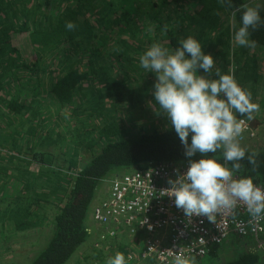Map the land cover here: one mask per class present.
Returning a JSON list of instances; mask_svg holds the SVG:
<instances>
[{"label":"trees","instance_id":"16d2710c","mask_svg":"<svg viewBox=\"0 0 264 264\" xmlns=\"http://www.w3.org/2000/svg\"><path fill=\"white\" fill-rule=\"evenodd\" d=\"M245 4L255 6L251 0H231V7L220 0H0V241L49 229L48 245L28 264L106 262L104 253L115 256L121 242L123 255L131 250L127 238L115 236L102 250L95 246L102 240L90 241L88 214L101 182L120 168L201 158H188L167 117L156 113L155 74L139 57L152 43L175 50L192 36L222 73L235 65V79L255 102L264 92V23L250 30L254 48L234 46ZM260 14L264 22L261 8ZM69 21L74 30L66 28ZM250 128L239 140L246 156L236 174L264 183V148L248 149L245 140L257 133ZM254 151L255 166L248 160ZM208 155L223 160L220 151ZM260 259L247 249L226 264Z\"/></svg>","mask_w":264,"mask_h":264},{"label":"clouds","instance_id":"9594fccd","mask_svg":"<svg viewBox=\"0 0 264 264\" xmlns=\"http://www.w3.org/2000/svg\"><path fill=\"white\" fill-rule=\"evenodd\" d=\"M220 3L231 7V0ZM262 23L259 5H243L241 26L233 32V45L254 48L256 41L250 39V30H257ZM75 27L73 22L66 23L70 31ZM139 63L146 72L155 74L153 96L160 109L155 112L167 117L188 158L201 154L198 160L190 159L186 172L177 170L176 178L168 181L171 186L162 189L160 195L174 197L175 206L189 218L206 216L215 223L218 213L239 205L254 220L264 219V189L251 177L236 175L246 156L239 141L245 130L240 117L253 119L252 113L260 105L235 79V65L222 73L213 55L205 53L192 36L182 39L175 50L152 43L140 55ZM217 151L222 153L223 160L208 155ZM257 155L254 151L248 156L254 166ZM107 264H126V258L117 252ZM176 264H184V260L177 257Z\"/></svg>","mask_w":264,"mask_h":264},{"label":"built area","instance_id":"2783aa9c","mask_svg":"<svg viewBox=\"0 0 264 264\" xmlns=\"http://www.w3.org/2000/svg\"><path fill=\"white\" fill-rule=\"evenodd\" d=\"M243 120L244 132L250 130V122ZM188 166L159 164L116 174L110 180L108 197L93 208V218L111 237L128 230L143 242L137 251L124 255L126 264H176L177 257L192 264L232 237H255L263 243L264 219L254 220L243 206L221 211L213 223L206 216L186 217L174 197L160 195L171 186L169 179L186 172ZM256 185L264 189V183Z\"/></svg>","mask_w":264,"mask_h":264},{"label":"rangeland","instance_id":"374dc122","mask_svg":"<svg viewBox=\"0 0 264 264\" xmlns=\"http://www.w3.org/2000/svg\"><path fill=\"white\" fill-rule=\"evenodd\" d=\"M254 1L255 5H259L261 9L264 10V0H251ZM264 65V61H263ZM264 71V69H263ZM264 75V74H262ZM263 93V94H262ZM264 92L261 91L260 97L255 101L260 105V108L258 111H255L252 113L253 119L249 120L247 116L240 117L243 119H246L248 121L255 120L257 122L256 130L257 133L254 136L246 139L245 142L249 145L248 149L251 150H259L260 148H264ZM159 121H154L151 124H157L159 125ZM150 124V122H149ZM150 124V125H151ZM253 139V140H250ZM88 158V157H87ZM37 167L36 165H33L32 168ZM131 169L127 168H120L117 170H114L109 174L108 178L101 182L99 185L96 193V197L93 199V204L91 211L88 214V228L91 232V239L90 241L95 243L96 240H102L105 242H96L95 246H97L98 250H102V248H106L103 245H106L107 243H110L113 241L114 237H111L108 235V229L100 225L98 222H96L93 218V208L99 204L101 201H103L105 198L108 197V191H109V185L110 180L113 178V176L120 175L122 173L129 172ZM132 232H129L128 230H119L116 234V237H118V240L122 238L133 239L135 235L131 234ZM51 232L49 229H35L28 233H23L15 236L14 238L5 240V242L0 241V264H7L9 260L17 262H23L27 263L29 259L37 255L42 249L46 247V245L49 243L48 240L50 238ZM136 238V237H135ZM138 238V237H137ZM254 237H248V238H236L232 237L228 239L224 244H222L220 247L215 248L212 253H209L208 255L204 256L203 258L196 259L192 264H226L229 260L234 259L235 257L239 256L240 253L246 251L247 249H257L261 255L260 263L264 264V242L262 244H259L261 242V239L256 240V242H251L250 240H253ZM4 239V238H1ZM0 239V240H1ZM250 239V240H249ZM264 238L262 239V241ZM89 242H87L88 244ZM123 242L120 244L122 245ZM130 244H134L132 248H130L132 251H137L135 248H138L140 245V242H127ZM120 246L113 247V250L115 252H120L121 250ZM107 246V245H106ZM85 249V247L79 248V255L77 258H79L81 252ZM89 252V249L86 248ZM110 251V249H107ZM131 250H128L131 251ZM77 252V253H78ZM77 255V254H76ZM75 255V256H76ZM105 257L104 259L108 260V258L114 257L113 254H107L104 253ZM76 258V259H77ZM87 261V260H86ZM75 261L69 263L74 264ZM81 263V262H80ZM84 264V263H82ZM85 264H91L90 262H86ZM95 264H107V261H99L98 259L95 260ZM152 264V263H148Z\"/></svg>","mask_w":264,"mask_h":264},{"label":"flooded vegetation","instance_id":"af4514ba","mask_svg":"<svg viewBox=\"0 0 264 264\" xmlns=\"http://www.w3.org/2000/svg\"><path fill=\"white\" fill-rule=\"evenodd\" d=\"M88 229H89V228H88ZM89 231H90V229H89ZM249 240H250V239H249ZM256 240H257V239L254 237L253 240H250V241H251V242H256ZM262 242H264V240H263ZM47 245H48V244H47ZM47 245H46V246H47ZM256 251H258V250L256 249ZM32 258H33V257H32ZM32 258H31V259H32ZM31 259H29L27 263H24V261H23V262H17L16 260H14V261L9 260V262H7V264H28L29 261H30Z\"/></svg>","mask_w":264,"mask_h":264},{"label":"crops","instance_id":"0c3cea01","mask_svg":"<svg viewBox=\"0 0 264 264\" xmlns=\"http://www.w3.org/2000/svg\"><path fill=\"white\" fill-rule=\"evenodd\" d=\"M128 242H139V238H135V237H133V239H128L127 240ZM132 246L134 245V244H131ZM141 245H139V247H140ZM138 247V248H139ZM135 249H137V248H135Z\"/></svg>","mask_w":264,"mask_h":264},{"label":"water","instance_id":"95a60500","mask_svg":"<svg viewBox=\"0 0 264 264\" xmlns=\"http://www.w3.org/2000/svg\"><path fill=\"white\" fill-rule=\"evenodd\" d=\"M251 125H252L253 127H256V126H257V122H256L255 120H253V121L251 122Z\"/></svg>","mask_w":264,"mask_h":264}]
</instances>
